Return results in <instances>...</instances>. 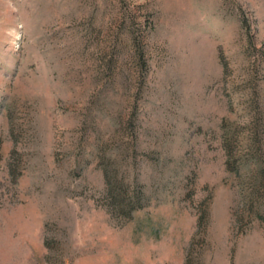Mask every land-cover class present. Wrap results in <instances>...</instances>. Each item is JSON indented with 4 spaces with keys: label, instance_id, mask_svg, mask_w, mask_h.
Instances as JSON below:
<instances>
[{
    "label": "rangeland",
    "instance_id": "rangeland-1",
    "mask_svg": "<svg viewBox=\"0 0 264 264\" xmlns=\"http://www.w3.org/2000/svg\"><path fill=\"white\" fill-rule=\"evenodd\" d=\"M262 167L264 0H0V264H264Z\"/></svg>",
    "mask_w": 264,
    "mask_h": 264
},
{
    "label": "trees",
    "instance_id": "trees-1",
    "mask_svg": "<svg viewBox=\"0 0 264 264\" xmlns=\"http://www.w3.org/2000/svg\"><path fill=\"white\" fill-rule=\"evenodd\" d=\"M144 49L141 45V42L138 37L134 38V52L133 58L135 62H141V64H145L144 60ZM228 143V140L225 139ZM229 148V144H227L226 149ZM230 149V148H229ZM228 149L227 158L228 167H230V160L234 158L233 152H230ZM232 172H238L235 168L231 169ZM126 173H119V170L116 169H105L104 170V178L106 184V192H107V200L110 206V210L112 213L116 215L117 218H121L124 220H130L133 217V214L143 209L147 203L148 199L143 191V187L140 184L134 183L132 184L129 180H127ZM256 184L253 187L250 201L251 204H254V201L261 199L264 190V167H262L254 176ZM255 217L262 222H264V213L256 212ZM206 215L200 218L199 225H201L206 221ZM241 221V219L239 220Z\"/></svg>",
    "mask_w": 264,
    "mask_h": 264
}]
</instances>
